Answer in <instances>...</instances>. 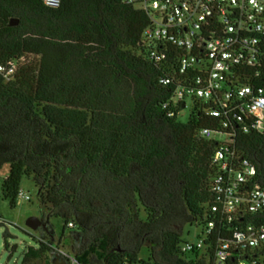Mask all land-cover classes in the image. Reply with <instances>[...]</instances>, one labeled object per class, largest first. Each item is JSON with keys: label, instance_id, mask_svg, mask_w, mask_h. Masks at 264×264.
I'll list each match as a JSON object with an SVG mask.
<instances>
[{"label": "trees", "instance_id": "1", "mask_svg": "<svg viewBox=\"0 0 264 264\" xmlns=\"http://www.w3.org/2000/svg\"><path fill=\"white\" fill-rule=\"evenodd\" d=\"M148 23L124 0H62L57 8L0 0V64L17 61L13 79L0 73V169L8 165L0 196L14 207L21 179L31 178L47 220L41 236L54 244L49 220L59 218L60 238L68 232L81 264L211 263L217 229L202 254L180 246L185 225L212 216L219 142L198 131H219L222 122L195 100L178 119L184 107L171 102L175 84L159 80L173 74L179 51L170 49L169 63L150 60L141 44ZM241 81L264 92V64ZM239 118L224 129L233 127L264 189V134L243 132L251 120ZM246 219L264 225V211ZM52 250L41 241L28 246L22 264H51Z\"/></svg>", "mask_w": 264, "mask_h": 264}, {"label": "built area", "instance_id": "2", "mask_svg": "<svg viewBox=\"0 0 264 264\" xmlns=\"http://www.w3.org/2000/svg\"><path fill=\"white\" fill-rule=\"evenodd\" d=\"M62 0H42L49 8H57ZM126 4L146 13L149 23L144 28L141 44L156 64L169 63L170 49H177L172 75L160 78L163 85L175 84L171 102L175 106L191 98L205 104L207 114L220 117L222 129L202 128L198 136L213 139L212 134L224 136L218 140L212 163L216 173L210 184L213 202L212 216L203 225L195 241H185L183 253H204L205 240L213 236L210 264H264V225L254 224L247 215L264 211V189L256 181L255 164L236 148L233 121L239 115L251 120L249 126L264 134V92L245 79L249 73L258 76L264 64V0H124ZM17 61L0 64L5 82L13 79ZM164 104V106H166ZM173 114V112H170ZM30 200L21 188L17 201ZM0 221H4L0 218ZM5 222V221H4ZM6 223V222H5ZM218 226V228H217ZM72 227V223L68 224ZM228 235L220 236V229ZM68 264H81L71 251L48 243L36 236ZM255 250L257 256H245ZM126 264V263H122Z\"/></svg>", "mask_w": 264, "mask_h": 264}, {"label": "rangeland", "instance_id": "3", "mask_svg": "<svg viewBox=\"0 0 264 264\" xmlns=\"http://www.w3.org/2000/svg\"><path fill=\"white\" fill-rule=\"evenodd\" d=\"M186 106L182 108L178 114V119L184 121L187 119L189 111L192 107L191 98L185 99ZM212 137L219 140L226 139L224 136L212 134ZM8 165H4L0 169V185L3 179L7 176ZM20 188L30 196V200L17 201L14 207L1 199L0 196V218L6 222L8 228L7 234L4 235V227H0V264H22L23 252L28 246L37 248L39 241L36 236H41V229L31 230L26 226V220L29 217L40 216V211L36 201V187L31 178L24 176L20 182ZM52 225L54 234L48 232L49 237H52L53 243L56 246L70 251L71 238L66 231L64 236L60 238L61 220L59 218L52 217L49 220ZM203 225L201 224H187L183 228L182 238L184 241H195L201 234ZM52 235V236H51ZM202 254V253H200ZM140 257L145 259L147 257V251L141 250ZM41 264V263H34Z\"/></svg>", "mask_w": 264, "mask_h": 264}, {"label": "water", "instance_id": "4", "mask_svg": "<svg viewBox=\"0 0 264 264\" xmlns=\"http://www.w3.org/2000/svg\"><path fill=\"white\" fill-rule=\"evenodd\" d=\"M17 23H18L17 20H13V19L10 20V25H15ZM26 226L30 228L31 230H37L38 228L41 227L43 230L46 231L47 230V220L46 219L43 220L41 216L39 217L32 216L26 220ZM0 227H4L3 234L6 235L8 228L4 221H0ZM49 256H50L51 264H68L67 260L61 257L60 254L56 250H52L49 253Z\"/></svg>", "mask_w": 264, "mask_h": 264}, {"label": "flooded vegetation", "instance_id": "5", "mask_svg": "<svg viewBox=\"0 0 264 264\" xmlns=\"http://www.w3.org/2000/svg\"><path fill=\"white\" fill-rule=\"evenodd\" d=\"M40 216L42 217L43 220L45 219V217H43L41 214H40ZM39 229H42V228L40 227ZM42 230H43V229H42Z\"/></svg>", "mask_w": 264, "mask_h": 264}, {"label": "crops", "instance_id": "6", "mask_svg": "<svg viewBox=\"0 0 264 264\" xmlns=\"http://www.w3.org/2000/svg\"><path fill=\"white\" fill-rule=\"evenodd\" d=\"M51 234H54L53 230L51 231Z\"/></svg>", "mask_w": 264, "mask_h": 264}]
</instances>
